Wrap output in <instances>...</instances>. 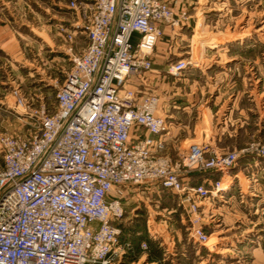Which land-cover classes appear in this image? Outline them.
<instances>
[{"label": "built area", "instance_id": "built-area-1", "mask_svg": "<svg viewBox=\"0 0 264 264\" xmlns=\"http://www.w3.org/2000/svg\"><path fill=\"white\" fill-rule=\"evenodd\" d=\"M176 0H94L72 7L84 22L87 44L73 57L56 93L53 112L30 106L11 92L29 123L27 132L0 133V264H116L134 244L118 226L126 213L128 186L155 183L187 204L195 242L201 231L203 186L186 188L183 170L211 172L213 194L235 186L239 154L191 144L183 165L164 155L169 133L157 113L159 99L136 85L154 69L153 54L166 35L190 18ZM84 17V18H83ZM185 61L167 65L179 75ZM140 130L145 135L133 141ZM243 153L264 159V143ZM126 189V190H125ZM140 251H150L147 242Z\"/></svg>", "mask_w": 264, "mask_h": 264}, {"label": "rangeland", "instance_id": "rangeland-1", "mask_svg": "<svg viewBox=\"0 0 264 264\" xmlns=\"http://www.w3.org/2000/svg\"><path fill=\"white\" fill-rule=\"evenodd\" d=\"M176 1V13L184 10L190 18L176 30L167 28L147 85L140 87L159 99L157 113L166 118L171 137L167 154L183 165L191 144H211L225 154L263 144L264 0ZM93 2L0 0V133L27 132L32 122L15 105L14 89L30 106L44 103L55 110L73 57L87 44L85 24L72 5ZM181 60L188 63L181 74H166L168 64ZM235 168H245L244 192L230 193L226 201L212 193L216 183L209 182V173L183 170L186 188L207 191L198 213L207 245L195 242L191 214L179 194L155 183L128 186L121 225L141 231L136 237L150 251H135L136 261L126 257L116 264H148L156 246L163 258L155 264H264V159L239 153L233 173Z\"/></svg>", "mask_w": 264, "mask_h": 264}, {"label": "crops", "instance_id": "crops-1", "mask_svg": "<svg viewBox=\"0 0 264 264\" xmlns=\"http://www.w3.org/2000/svg\"><path fill=\"white\" fill-rule=\"evenodd\" d=\"M209 48H213L212 47V45H210L209 46ZM156 49H157V47H156ZM154 65H155V62H154ZM147 81V80H146ZM146 81H144L143 83L142 82H138V81H136L135 83H136V85L138 86V87H140L141 85H143L144 84V86L145 85H147V84H145L146 83ZM251 86H253V85H251ZM145 90H148V89H145ZM253 92H254V89H251L250 90V97L253 95ZM264 94V93H263ZM250 101L252 102V103H255L254 105H256V98H251L250 99ZM143 135H145V131L144 130H140L139 132H137V134H135V135H133L132 136V140L134 141L135 139H136V137H138V136H143ZM254 136L255 135H253V138H254ZM256 137V136H255ZM166 138V149H165V151H164V155H167V156H169L168 154H167V151H168V149H169V141H170V139H171V137H170V133L165 137ZM170 150H171V148H170ZM242 149H240V152H237L238 154L240 153H243V151H241ZM244 150V149H243ZM170 157V156H169ZM248 167H250V168H252L253 167V163L252 164H250V165H248ZM236 169V168H235ZM234 173H235V175L237 176V180H236V183H235V186L230 190V191H228V192H225V193H221L220 195H219V198H222L224 201H226L225 199H226V197L227 196H230L229 194L231 193H233V194H235V193H238L239 192V190L240 191H242V192H244V187H243V184H242V177H244L245 179H247V175L245 174V168H237L235 171H234ZM209 182H211L210 180H209ZM212 183V182H211ZM234 197V196H233ZM143 261V260H142ZM148 264H155V263H148Z\"/></svg>", "mask_w": 264, "mask_h": 264}, {"label": "trees", "instance_id": "trees-1", "mask_svg": "<svg viewBox=\"0 0 264 264\" xmlns=\"http://www.w3.org/2000/svg\"><path fill=\"white\" fill-rule=\"evenodd\" d=\"M209 173L212 177V179L210 180L211 182H216V178L214 179L213 176H216L215 174L211 173V172H207ZM218 178V177H217ZM118 226L122 229V236L121 239L122 241H128L134 244L135 247V251L139 253L140 249V244L142 241V238H137L136 236L140 234V232H137V229H134L133 231H130V229H128L126 226L121 225V221L118 222ZM147 237H146V241H147ZM149 241V240H148ZM137 243V245H136ZM130 257V258H128ZM129 262H134L137 260L138 256L132 255V253H129V255L127 256ZM163 258L162 256V252L160 251V248H158L157 246L155 248H152L151 250V254L149 255L148 261L150 263H158L159 261H161Z\"/></svg>", "mask_w": 264, "mask_h": 264}]
</instances>
